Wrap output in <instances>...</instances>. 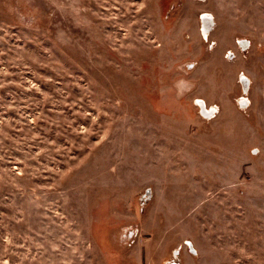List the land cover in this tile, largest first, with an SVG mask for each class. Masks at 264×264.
I'll return each instance as SVG.
<instances>
[{"label":"rangeland","instance_id":"obj_1","mask_svg":"<svg viewBox=\"0 0 264 264\" xmlns=\"http://www.w3.org/2000/svg\"><path fill=\"white\" fill-rule=\"evenodd\" d=\"M173 261L264 264V0H0V264Z\"/></svg>","mask_w":264,"mask_h":264},{"label":"bare ground","instance_id":"obj_2","mask_svg":"<svg viewBox=\"0 0 264 264\" xmlns=\"http://www.w3.org/2000/svg\"><path fill=\"white\" fill-rule=\"evenodd\" d=\"M205 17H206L205 15L202 16L203 19H205ZM204 24H205V27H207V24L205 22H204ZM246 88L247 87H245V90H246ZM198 103H200V108H201L202 112L208 113V110H206V108L204 107V105L202 104V102L201 101H198Z\"/></svg>","mask_w":264,"mask_h":264},{"label":"water","instance_id":"obj_3","mask_svg":"<svg viewBox=\"0 0 264 264\" xmlns=\"http://www.w3.org/2000/svg\"><path fill=\"white\" fill-rule=\"evenodd\" d=\"M245 78L244 77H242V80H244ZM169 264H177L176 262H171V263H169Z\"/></svg>","mask_w":264,"mask_h":264}]
</instances>
